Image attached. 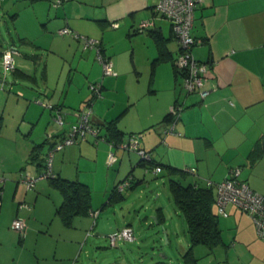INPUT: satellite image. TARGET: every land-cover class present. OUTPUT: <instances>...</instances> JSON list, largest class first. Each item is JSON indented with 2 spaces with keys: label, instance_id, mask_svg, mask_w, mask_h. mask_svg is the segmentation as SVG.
Instances as JSON below:
<instances>
[{
  "label": "crops",
  "instance_id": "crops-1",
  "mask_svg": "<svg viewBox=\"0 0 264 264\" xmlns=\"http://www.w3.org/2000/svg\"><path fill=\"white\" fill-rule=\"evenodd\" d=\"M157 1L0 0V14L13 26L8 32L25 49L18 51L11 41L0 47L1 66L2 52L16 50V67L9 69L13 81L0 78V264H183L189 246L185 217L175 204L173 221L164 205L152 202L144 186L148 173L169 178V168H177L189 180L210 181L216 212L215 184L232 168L264 195V0L197 3L191 34L195 57L209 67L205 98L182 88L175 65L179 43L169 20L155 13ZM143 20L152 24L138 30ZM65 26L98 39L115 73L104 74L95 48L84 47L75 35H60ZM98 82L101 95L93 99L91 120L103 139L89 134L56 150L54 175L28 186L20 172H41L48 149L67 133L77 118L73 110ZM174 102L183 103L179 116L166 119ZM58 109L64 112L62 124L55 118ZM132 135L150 161L124 146ZM60 178L88 187L84 211L65 217L58 210L65 199ZM125 178L132 183L117 190ZM226 211L218 214L222 243L210 252L195 245L197 263L264 264V239L250 216L231 203ZM140 214L145 215L140 224L152 215L157 225L151 231L134 227ZM15 218L24 220V233L11 227ZM162 225L176 250L168 260L157 256ZM124 226L134 238L120 243L129 245L104 249L106 236Z\"/></svg>",
  "mask_w": 264,
  "mask_h": 264
},
{
  "label": "built area",
  "instance_id": "built-area-1",
  "mask_svg": "<svg viewBox=\"0 0 264 264\" xmlns=\"http://www.w3.org/2000/svg\"><path fill=\"white\" fill-rule=\"evenodd\" d=\"M199 1L200 0H158L154 6V11L159 16L169 20L171 30L179 43V52L175 65L181 72L182 88L185 94H198L200 98H205L208 94V90L204 85L209 67L207 62L199 61L195 57L193 53L195 39L191 34L194 10ZM151 24V20H143L138 25V30H143ZM58 33L60 35H75L83 41L84 47L95 48L97 59L102 64L104 74L115 73L112 61L101 54L100 48L98 47V39L77 35L66 26L60 28ZM14 52H16V50L13 47H9L2 52V65L4 70L14 68ZM100 89L101 83L90 85L92 98L89 101H85L80 108L74 111L75 116L77 117L76 122L72 123L68 132L48 149L44 160V167L41 172L37 174L20 172L19 179L25 181L28 186H33L37 179L46 176H53L52 161L56 150H62L78 141V139L85 138L89 134L95 136L98 134L99 130L97 126H94L91 123V115L93 99L101 95ZM48 106L52 107V104L49 103ZM182 107L183 103L179 104L177 102L169 107V113L173 119H176L179 116ZM55 118L58 123L62 124L64 121V112L61 111V109H58ZM170 128H173V124ZM101 138L103 139L102 136ZM127 141L128 143H124L125 147L135 150L139 155V158L145 162L150 161V155L144 150L138 148L136 135L129 136ZM121 147L123 148V143H121ZM114 158L113 153H109L108 162L112 163ZM154 170L155 172H159L161 168L156 166ZM239 174V168H232L228 177L215 184L217 213L226 216V205L230 203L235 205L250 216L255 225L257 235L264 239V195L253 191L245 181H241V179H239ZM2 181L3 178L0 176V183ZM129 181V178H125L118 182L116 189L120 191L123 190L125 187L129 186ZM210 185L211 182L207 181L206 186ZM96 213V211H91V215H96ZM11 227L20 233L25 232V222L20 218H15L11 222ZM107 237L109 245L115 246L120 241L133 240L134 235L130 226H124L109 233Z\"/></svg>",
  "mask_w": 264,
  "mask_h": 264
},
{
  "label": "trees",
  "instance_id": "trees-1",
  "mask_svg": "<svg viewBox=\"0 0 264 264\" xmlns=\"http://www.w3.org/2000/svg\"><path fill=\"white\" fill-rule=\"evenodd\" d=\"M91 98L92 96L86 101H89ZM78 108L74 109L73 112ZM169 116L171 115L168 112L166 119ZM91 123L97 126L99 131L96 137L101 139L100 127L95 125L92 120ZM31 158H34V153H31ZM169 173V189L175 204L185 217L189 236V246L182 254V261L183 264H198V258L192 251L195 245H203L210 252L222 243L221 231L218 224L219 215L214 208V194L211 187L203 185L199 181L189 180L187 173L181 169L169 168ZM59 182L61 188L64 189L65 199L58 210L65 217L69 215V212L76 213L84 211L90 199L88 187L81 182L63 178H60ZM131 183L132 181L130 180L129 185Z\"/></svg>",
  "mask_w": 264,
  "mask_h": 264
},
{
  "label": "rangeland",
  "instance_id": "rangeland-1",
  "mask_svg": "<svg viewBox=\"0 0 264 264\" xmlns=\"http://www.w3.org/2000/svg\"><path fill=\"white\" fill-rule=\"evenodd\" d=\"M8 31L13 32V26H12L11 20L7 16L4 17L3 15L0 14V47L4 46L6 41H8L9 43L11 41V43H13L15 45V47L18 49V51H25L23 46H21L20 42L15 37H13ZM68 63H69V59L67 58V64ZM67 64H66V66H67ZM61 65L62 64L58 61V63L56 64V68L59 70ZM66 70H67V68L64 69L63 71H66ZM11 73L12 72L10 70L9 71L4 70V68H2V66L0 65V78L1 79H4L9 83L12 82L14 79V76ZM19 81H20L21 85H28L29 86V83L27 80L20 79ZM59 85H61V84H59ZM147 175L149 176L147 178V182L149 184L147 185V182H144V186H145V190L147 192V195L151 196L150 198H151L152 202H154L155 204L158 203L159 205H164L166 208V212L169 215V217L172 218L173 221H177V217H176L175 212H174L177 207L175 206V203L172 199V195H171V192L169 189V178L167 177V175H163V174H160L158 176H153V175L150 176V173H148ZM152 190L154 191V194L152 193ZM158 191L160 193V196L156 197V195L158 194ZM154 207H156V206H153V210H154ZM140 215L142 218L136 219L137 223L134 224L133 222H131L134 227H138L140 229H145V230L151 231L152 228L157 225L155 216H152V215H151V217L150 216L147 217L149 223H146L143 225L140 224V221H143V219L145 217L144 214H140ZM146 215H149V213ZM134 216H135V214H134ZM161 228H162L161 233L163 235V239L160 242V248L161 249H160V252L157 253V256L159 259L168 260L169 256L172 255L171 253H173L176 250H175V247H173V245H172V248H173L172 249L171 245L167 244L166 237L164 236V234H166L165 230H164V226L162 225ZM102 243H103V244H101L102 247H104V249H106V250H110V249L115 248V247L109 246L107 238H106V240H103ZM126 245H129V244H123V242H121V243L119 242L117 244V247L123 248ZM134 245L137 246L136 242H134Z\"/></svg>",
  "mask_w": 264,
  "mask_h": 264
}]
</instances>
